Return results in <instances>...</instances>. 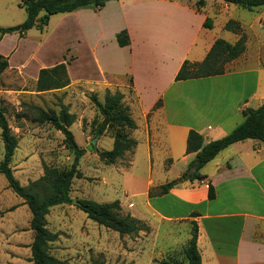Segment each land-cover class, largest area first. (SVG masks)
Here are the masks:
<instances>
[{"label":"crops","instance_id":"crops-1","mask_svg":"<svg viewBox=\"0 0 264 264\" xmlns=\"http://www.w3.org/2000/svg\"><path fill=\"white\" fill-rule=\"evenodd\" d=\"M199 1L119 0L108 2L101 10L87 8L74 14L96 17L103 41L92 51L100 90L120 91L137 124L130 132L137 142L132 166L122 174L115 170L114 179L120 182L131 176L139 162L147 171L141 192L124 191L129 200L137 201L133 204L138 214L130 215L159 229L163 224L182 222L181 230L184 227L189 234L184 247L195 221L201 264H264V241L260 240L264 239V142L247 140L231 145L202 168L204 181L180 182L165 196L149 197L151 188L177 180L186 171L194 158L186 153L191 130L202 135L205 143L222 139L244 122L245 109H257L264 103V68L247 66L251 63L248 49L237 59L243 65L235 70L209 78L175 80L185 61L202 62L217 40L235 44L240 38L225 29L230 20L241 23L233 15L234 5L205 0L198 8ZM258 19L264 21V17ZM123 30L130 37L127 47H120L116 39ZM261 57H256L259 64ZM87 156L101 161L96 152L87 151L84 158ZM178 166L177 179L155 184L154 167L158 168L155 173H173ZM92 176L100 178L84 173L83 180ZM104 182L109 184L106 178ZM210 184L215 189L214 200L209 199ZM63 206L68 205L56 208ZM193 213L199 216L192 217ZM208 223L211 229L205 226ZM85 224L89 231L95 230V224ZM98 231L95 236L101 242L103 231ZM179 231L170 230L160 239L158 231H153L154 246H175ZM88 238L84 233V239Z\"/></svg>","mask_w":264,"mask_h":264},{"label":"rangeland","instance_id":"rangeland-1","mask_svg":"<svg viewBox=\"0 0 264 264\" xmlns=\"http://www.w3.org/2000/svg\"><path fill=\"white\" fill-rule=\"evenodd\" d=\"M233 7V15L241 22L243 32L247 34L246 49L251 60L247 66L264 68V21L258 19L264 17V6L253 11ZM26 18L21 0H0V27L21 25ZM1 37L0 56L10 63L9 68L0 73V110L5 113L10 130L18 140L10 166L21 185L28 186L38 181L44 175L45 167L68 170L74 160L73 153L65 145V136L41 117L40 110L59 116L65 107L64 110L73 119L69 130L80 148L112 150L119 130L111 126L101 136H96L103 117L89 99L91 95H96L104 102L106 94L100 90L101 79L97 76L99 71L93 60V47L103 41L96 17L74 13L58 14L51 17L49 25L42 31L34 28L22 37L18 33L6 35L2 40ZM258 55H262L261 64L257 63ZM62 63L67 66L70 84L59 90L38 92L36 87L40 70ZM237 65H243V61L236 60L227 64L226 72L235 70ZM96 138L98 140L93 144ZM4 154L0 134V162ZM132 156L133 150L127 152L114 166L90 156L82 157L78 167L82 174H98L100 178L92 179L95 178L92 176L88 181H84V177L75 179L72 199L102 204L117 200L124 215L138 214L137 206L133 204V201L136 204V199L129 200L124 191L133 194L143 190L148 175L142 162L137 164L131 176L128 175L120 182L114 180L116 171L119 174L123 170L129 171ZM180 168L178 166L173 173H155L158 168L154 167L153 181L161 184L163 181L177 179ZM102 178L103 183L106 178L109 184L101 183ZM64 207L52 208L46 218L47 229L58 234L57 241L50 245V254L60 264H159L162 260L188 264L183 241H187L189 234L184 227L181 230L182 222L171 226L163 224L159 229V226L153 228L146 221L151 226L149 234L142 232L122 237L88 219L85 213L78 212L75 205ZM31 217L28 206L8 187L5 176L0 175V264H32L30 247L34 233L30 230ZM87 221L96 225L92 226L95 230L87 229ZM205 226L211 229L209 223ZM98 230L103 231L101 242L95 236ZM170 230H180L179 235H176L177 244L168 249L161 244L154 246L156 239L153 231L156 234L158 231L160 239ZM84 233L90 237L88 240L84 239ZM169 236L166 237L167 241ZM260 240L264 241L262 238Z\"/></svg>","mask_w":264,"mask_h":264},{"label":"trees","instance_id":"trees-1","mask_svg":"<svg viewBox=\"0 0 264 264\" xmlns=\"http://www.w3.org/2000/svg\"><path fill=\"white\" fill-rule=\"evenodd\" d=\"M110 1L119 0H21V7L27 14L25 22L15 27H0V35L3 37L18 33L22 37L34 28L42 31L44 27L48 26L52 16L71 14L87 8L101 10ZM221 1L249 11L264 6V0ZM204 2L205 0H200L198 8L202 7ZM205 25L208 27L207 24ZM225 29L239 35V40L235 44H230L222 39L217 40L202 62L185 61L175 78L176 81L223 75L226 73L225 66L227 64L243 56L247 48V37L241 24L230 20ZM116 39L120 47H127L130 44V37L126 30L121 31ZM8 68V60L0 56V73ZM69 84L67 66L62 63L50 69L40 70L36 90L38 92L59 90ZM89 99L103 117L96 136H101L111 126H116L119 130L115 135L112 150L98 151L92 147L80 148L69 130L73 124V119L64 110L65 107L59 116L54 113L47 114L40 110L41 117L65 136V145L73 153L74 160L70 168L64 171L45 167L44 175L28 186L21 185L10 166L18 146V140L10 130L5 113L0 110L1 139L5 151L4 159L0 162V175L5 176L8 187L24 201L30 210L32 216L30 230L34 233L30 247L32 264H60V261L50 254V245L57 241L58 234L47 229L46 221L50 210L57 206L75 205L78 210L87 215L88 219L99 226L117 232L122 237L137 235L141 232L150 233L151 231L145 222L132 217L130 214L124 215L119 201L102 204L91 200H74L71 197L73 181L84 177L78 167L81 158L85 156L87 151L96 152L102 162L106 165H113L122 159L127 152L134 151L137 146V142L130 137V132L137 129V124L131 117L130 108L124 104V95L120 91H106L104 102H101L96 95H91ZM160 105L161 102L156 107ZM243 115L245 120L242 124L224 138L216 141L205 143L202 135L191 130L187 139L186 153L187 155H194V158L188 164L186 171L177 180L151 188L149 197L165 196L180 182L204 181L206 177L201 174L202 168L231 145L247 140L264 142V103L257 109H245ZM215 198V189L210 184L209 199L214 200ZM75 201L77 204H74ZM198 216V213L192 215V217ZM191 225V238L184 249V255L188 264H201V255L198 250V225L195 221ZM94 264L102 263L96 262ZM159 264L177 263L162 260Z\"/></svg>","mask_w":264,"mask_h":264},{"label":"water","instance_id":"water-1","mask_svg":"<svg viewBox=\"0 0 264 264\" xmlns=\"http://www.w3.org/2000/svg\"><path fill=\"white\" fill-rule=\"evenodd\" d=\"M97 140H98V138L94 139V140L92 141L93 144H95ZM74 204H77V202L75 201Z\"/></svg>","mask_w":264,"mask_h":264}]
</instances>
